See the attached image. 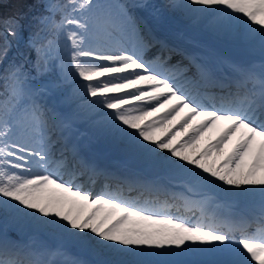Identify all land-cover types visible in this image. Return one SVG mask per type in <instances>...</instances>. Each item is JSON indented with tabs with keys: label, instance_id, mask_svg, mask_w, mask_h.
<instances>
[{
	"label": "rangeland",
	"instance_id": "1",
	"mask_svg": "<svg viewBox=\"0 0 264 264\" xmlns=\"http://www.w3.org/2000/svg\"><path fill=\"white\" fill-rule=\"evenodd\" d=\"M47 1L50 14L46 21L48 24L56 23V32L53 33L50 44L45 46L42 53L48 59L49 64L53 65V61H57L59 73L56 72L55 76L58 77V80H45L44 78L43 80L40 76L26 79L18 86L17 98L14 99L15 105L6 107L2 113L3 118L0 122V229L7 240L1 242L0 246L8 250H20L33 258L32 262L25 261L24 264H37L38 259L34 257L33 250H26V248L31 245L32 238L41 234V232L36 233L39 229L43 231L44 235V242L41 245L47 246L49 242L60 245L64 253L63 262L74 258L79 264L222 263V259L217 257H210L209 263L205 262V256L201 257L196 253L197 251H194L197 244L190 245L187 243V239L183 240L184 242L180 244V248L174 255L169 251L165 253V256H162V252L155 249L157 246L154 243L153 235H147L145 232L143 233L145 240L131 243L124 232L116 230L120 222L116 223L110 220L102 224L101 219L96 220L93 215L92 206L85 208L86 203L78 200L75 196L68 193L61 194L56 187L45 186L41 191L33 185L37 181H41V177L45 175L38 178L33 175L34 173H30L29 171L34 170L32 166L35 161L34 156L29 157L23 153L27 149L30 150L31 147L35 148L39 144L44 145L48 140L52 156L56 153L59 139L56 132L51 133L52 128L47 127L46 120L38 114L39 110L31 105L35 96L39 100H44L39 103V109L43 112L49 113L47 107L51 106L59 118L58 109L63 103L73 114L72 118L83 124L82 131H74L76 137L81 139L79 157L90 145L93 146L96 143V140L93 141L91 133L101 136V141L106 144L116 146L120 157L124 153H135L134 158L141 161L158 155L163 145L161 141L158 143L154 141L157 137L150 131L149 123L152 121H149L151 119L139 122L133 131H120L116 134L113 132L117 123H113L112 120L117 115L136 111L152 97L151 90L146 89L147 79L143 72L133 70V74L129 75L130 73L119 71L121 68H116L120 66L115 63L118 50L116 42H120L122 39L119 33L114 30L115 26L121 25L130 29L131 36L138 40V44L141 46L144 43L141 39L144 23L140 22L135 15L133 6L129 4L130 1L77 0L75 8L65 12L59 19L55 18L57 7L54 6L52 0ZM224 2L225 0H212L207 5L201 0H167L165 4L171 12L181 11L192 17L198 24L210 20L224 33L238 34V20L243 9L248 5L247 1L242 0L241 6L231 14L215 13L214 10H218V7ZM143 10L145 11V9ZM71 43L73 44L71 45ZM54 54L58 57L53 56ZM76 61L91 64V69L85 72L86 77H80V74L71 71V63ZM141 64L136 61L131 68L139 67ZM68 82H70L69 87H67ZM136 87L143 88L134 96L138 101L134 104H127L125 100L128 96L127 91ZM30 109L34 113L33 124L40 127L39 132L27 133L22 124L15 122ZM63 124L69 126L67 121H64ZM35 136H38L42 141L35 140ZM21 137H26V139ZM189 140H191L190 136L171 148L170 153L169 151L165 153V158L172 160L181 144ZM104 147H95V156ZM62 151L64 153L67 150L63 148ZM35 156L41 157L42 153L37 151ZM69 165L71 166L70 163L66 165L65 172L69 169ZM72 167L78 170L74 173V181H79V186L83 187V178L81 177L83 170L75 166ZM242 168L243 164L239 163L236 170L241 171ZM37 175L39 174L37 173ZM28 177H31L32 181H26ZM55 181L66 185L64 180ZM93 187L91 185L86 193L90 194ZM25 209L31 210V213L22 219L19 215ZM171 224L172 227L179 226L178 221H173ZM125 227L129 228L130 224H125ZM83 236L86 240L82 238ZM171 244L172 242H167L169 249ZM184 244L188 247H184ZM214 244L215 242L207 245L210 247ZM85 245V253H82L81 249ZM205 246L206 244L203 247ZM217 248H219L218 245ZM180 250L182 252L188 250L185 254L188 257L187 260L182 261L178 255ZM218 250L220 251V249ZM12 256L10 259L16 260L14 253ZM70 260L68 264H70ZM224 264H256V262L241 255L238 259L230 262L225 261Z\"/></svg>",
	"mask_w": 264,
	"mask_h": 264
},
{
	"label": "bare ground",
	"instance_id": "2",
	"mask_svg": "<svg viewBox=\"0 0 264 264\" xmlns=\"http://www.w3.org/2000/svg\"><path fill=\"white\" fill-rule=\"evenodd\" d=\"M211 1L212 0H201L202 3L207 5H209ZM130 2L131 5L142 4V6L149 11L147 13L148 20L155 21L157 23L155 24V27L161 33H167L172 39L178 41L184 47H189L190 50L196 52L204 51V48L208 46L210 39H212L211 36L196 30L188 23H184L173 17L171 12L163 7L162 0H130ZM226 4L232 6L231 0H226ZM253 5L257 6V10L250 14V16L242 24V27L245 29L246 26H254L256 35L246 45H232L235 52L240 55L252 52H264V46L259 47L257 45V43L264 41V11H262L264 5L261 1H255ZM114 30L117 31L119 36L122 38L121 44L116 43L119 50H117L115 63L120 65L119 67H116L121 68L119 71L127 72L129 74L127 69L122 70V68L130 67L135 61L138 59H146L148 55L162 56L167 52V49H163L159 43H154L152 50L148 52V54H145L143 53L142 46L138 44V41L131 37L130 29H126L121 25H118L114 27ZM142 35L143 41L150 40V38H148L150 33L147 30L143 32ZM192 35L199 36L201 39L198 41L196 39L193 40L191 38ZM212 40L216 42L214 39ZM72 44L73 43H71V45ZM179 65H184V63H180ZM90 69L91 64L86 62L82 63L76 61L71 63V71L73 73L80 74V77H86L87 74H85V72H88ZM168 90H173V93L171 95L166 94ZM141 91L142 89L140 88H133L132 91L128 90V96L125 98L126 103H136L138 101L137 98L130 96H133ZM152 91L154 92L153 95L156 97L145 102L143 107L138 108L133 112H127L126 114L120 116L117 115V117L112 120L113 123H117L116 128L113 131L114 134L120 131H133L134 127L137 126L139 122H143L148 118H151L150 121L158 119L157 122H153L150 131L156 135L155 137L162 136L160 141L163 142V145L158 153V155L161 156L175 146V141L178 137L187 136L189 134L191 137L196 134L195 140L184 141L181 144V147L177 149L173 159L169 162L171 169L180 173L183 176V179L187 178L190 174L191 176L189 178L193 181L194 176L198 175L200 178L204 177L201 183L207 182L208 185L213 188L219 187L220 189H224L226 194H234L236 196V194L239 193L237 202L240 201V196L245 197L243 202L240 201L242 204H246L250 200L260 201L261 199H264V163L262 164L264 161V148L260 154V159L256 161L254 160L260 141L258 135L261 130H264V121L261 119L254 106L250 108V112H243L242 115L239 113H237L236 116H233L232 114L228 116L220 115L212 123L204 126L206 118L205 113H207V106L204 103L192 102L182 93H179L177 88L173 87L169 83V80H165L162 84L155 86ZM42 101L44 100H39L35 97L32 104L37 107L38 103H42ZM191 104H194V106H200L201 110L197 113H191L189 111ZM212 106L216 111L218 105ZM49 109H52V107L49 106ZM51 111H53V109ZM220 111L224 110L220 109ZM31 113H33L31 109L26 111L25 114L22 115L20 119H16L15 122L17 124L18 122L22 124V127L27 133H32V131L39 132L40 127L36 124L33 126L32 122L29 120ZM41 115L44 119L48 116V128H52L51 133L56 132L59 135L63 144H59L58 142L56 153L53 156H51V147L48 140L44 145L39 144L35 147V149L31 147L30 150L27 149L23 153L29 157L34 156L35 159L32 164L34 170L29 172L36 173L35 175L38 177L45 175L41 184L35 183L33 185L37 186V189L41 191L44 190L45 186H51V188L56 187L57 191L61 194L68 193L75 196L78 200L86 203L85 208L93 206L94 203L89 201L90 196H88L86 192L73 189L78 188V183L75 182L72 184V180L74 179L72 176L74 170L72 168L67 171L63 177L66 181L70 182V186L59 184L54 180V178L60 176L59 173L65 166L64 164L66 162L70 164H77L79 167L86 170L89 169L98 161L97 156H95V147H103L105 142H101L102 137L98 134L91 133L93 141L98 140V143H92L93 146L90 145L86 150V154H91L88 155V158H91L92 163H88V159L87 162H84L83 160L86 155L79 158L78 152L80 150V145L78 147L75 146V143H79V139L74 138L71 142V134H73V130L64 127L63 123L53 112L50 113V115H46L45 112ZM241 116H245L244 120L237 123L236 117ZM193 125L198 126L197 130H200L198 133L197 130L196 132H193ZM253 128L255 129L254 135L249 141V144L244 146V139ZM243 129H245L244 132H242ZM29 137L32 136L29 135ZM21 138L26 139V137ZM34 138L35 140L42 141V139L38 136H35ZM63 148H67L69 153L64 154L62 151ZM37 151L42 153L41 157L35 156ZM73 153H75V155ZM239 153H241V157L236 166L233 167L231 165V160L236 158V155ZM104 157H106V155ZM136 163L137 162L133 159L130 161L128 166L130 168H134V165H137L139 162L137 164ZM239 163L243 164L241 171L236 170ZM142 169L144 170L145 168ZM148 172L154 175L159 173L158 164L150 167ZM37 173L39 175H37ZM88 176L90 177V175ZM89 177H85L82 182L84 185L82 189H89L91 185H95V187L105 186V183L98 182V180L97 183L94 184ZM143 177L144 174L140 171L139 181L143 180ZM26 181H32V178L28 177ZM59 192L57 193L60 194ZM176 193L177 196H185V193L182 191L177 190ZM206 199L212 203H216L215 197L211 196L209 193L206 195ZM108 201L109 200L104 201L95 207L94 216L96 220L101 219L103 221L102 224L109 222L111 219H113V221H119L120 225L116 230L124 232L128 241L131 243L145 240L143 233L146 232L147 235L149 234L153 235L154 238H160L161 243L157 247L154 245L153 247L165 254L166 252L171 251L167 246V242L179 245L184 242V239H187L188 244H197V248L194 251H197L196 253L200 254V256H205V258L211 256L213 258L220 257V260H223L222 264H224L225 261L230 262L235 258H239L241 255L245 254L246 251L255 246L254 253H252L248 258L252 259V262H256V264L264 263V246L263 248L257 247V242L255 241H248L243 244L241 242V247L235 251L234 245L235 243H240V241L233 242L229 239V237H224V239H222V235L218 236L217 234H211L208 231L196 229L195 227L188 226V228L184 227L180 230H178L177 227H174L173 229L176 231L173 233L170 223H162L159 222V219L141 216L134 212H129L125 218L120 220L117 218V213L120 209H123V206L121 205L118 207L110 204ZM30 213L31 210L25 209L20 212L19 216L24 219L28 217ZM215 221L216 219L211 216L208 217V221L203 223V225L213 227ZM125 224H130V227L126 228ZM151 230H153V232L149 233ZM40 232L41 234H37L35 238L31 239L34 243L33 246L35 249L33 248L32 250H34L35 256L38 257L39 260H45L44 264H54L57 262L65 264L62 261L64 253L61 246L52 242H49L47 246L41 245V243L44 242V235L42 230L37 229L36 233ZM174 236L175 239L173 240ZM82 238L85 239L84 236ZM206 239L207 244H213L215 242L214 246L208 247L209 245H206L203 247ZM216 242H221V252H218ZM184 247H188V245L184 244ZM3 250L4 249L0 247V251ZM187 251L188 250H184V252H182V250H180L178 252L182 261L188 259V257L185 256ZM81 252L85 253L84 249H81ZM15 255H17V253H15ZM25 258L29 259L28 256H25Z\"/></svg>",
	"mask_w": 264,
	"mask_h": 264
},
{
	"label": "trees",
	"instance_id": "3",
	"mask_svg": "<svg viewBox=\"0 0 264 264\" xmlns=\"http://www.w3.org/2000/svg\"><path fill=\"white\" fill-rule=\"evenodd\" d=\"M77 0H54L56 16ZM46 0H0V99L21 78L33 72L51 78L53 69L42 49L52 39L55 24H48ZM32 40V43L30 42Z\"/></svg>",
	"mask_w": 264,
	"mask_h": 264
}]
</instances>
